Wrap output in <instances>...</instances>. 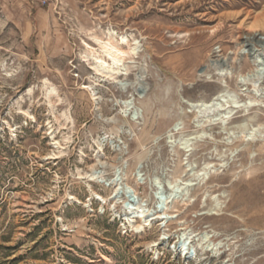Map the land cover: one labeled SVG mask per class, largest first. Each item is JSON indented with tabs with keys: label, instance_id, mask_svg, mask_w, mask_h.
I'll return each instance as SVG.
<instances>
[{
	"label": "rangeland",
	"instance_id": "rangeland-1",
	"mask_svg": "<svg viewBox=\"0 0 264 264\" xmlns=\"http://www.w3.org/2000/svg\"><path fill=\"white\" fill-rule=\"evenodd\" d=\"M260 32L264 0H0V264H264Z\"/></svg>",
	"mask_w": 264,
	"mask_h": 264
},
{
	"label": "bare ground",
	"instance_id": "bare-ground-1",
	"mask_svg": "<svg viewBox=\"0 0 264 264\" xmlns=\"http://www.w3.org/2000/svg\"><path fill=\"white\" fill-rule=\"evenodd\" d=\"M250 35L254 36L253 33H250V32L246 33L247 37H251ZM257 37H258L259 41L264 40V32H260ZM94 39L96 40V42L99 44L100 48L102 49V53H103L104 58H105L104 60L100 59L99 61L96 62L95 70L97 72L101 73V75L104 78H106V79L117 78L118 76L125 75L127 73L128 67L124 66L123 62L128 56L136 54V51H137V44L136 43L137 42L131 43L130 42L131 40L126 35H120V36L117 37L116 32L114 30H112V29H108L107 30V32H106V40H102V39L97 38V37H94ZM91 51H94V50L91 48ZM256 66H257L256 70L254 71V73H252L250 75L253 78L256 77L260 73L259 69H261V67L258 64ZM245 77H246L245 75L244 76L240 75L238 83L241 84V85H244L245 81H246ZM258 87H255V88H258ZM50 90L53 91L54 88H52ZM218 97H223L224 99H226L225 101L232 102L234 104L233 108L240 107V105L238 104L237 96L235 95V93H233L231 90H229V89H227L225 87L220 89L210 99H208V100H205V99L198 100L196 102V104L199 105L200 107H203V108L212 109V108H215V107L219 106L220 103H218L216 101V99H218ZM253 104L254 103H252V101L250 100L248 102V104H246V106L249 107V106H252ZM231 114H232V109L224 111V114L222 115V120L223 121L221 120L223 124L227 121V119L230 117ZM218 115H220V114L218 113ZM236 128H239V129L245 131V135H246V138L248 140H250L252 138L254 139L256 128H254L253 126H249L246 121H243V119L240 120V122L238 123ZM191 135L192 134H189V135H187L186 137L183 138L182 144H183V147L186 148V149L191 144L190 140L193 139V136H191ZM54 144L57 145L58 142H55ZM155 182L158 183V178H155ZM167 184L171 188L172 191H177V190L182 188V187H180V184L178 183V180H169L167 182ZM168 197L170 198L171 195L168 196ZM155 198L158 200L160 197L156 196ZM213 201H214L213 202L214 205H213L212 210L213 209H218L219 202L217 201L216 198H214ZM166 202H168V201L166 200ZM141 208L142 207L139 206L140 210H137L136 214L134 215L136 218H139V223L133 227V228H135L137 230V232L142 231L145 226L150 225L152 223V220L161 218L160 215H154L153 216V214H145L144 213L145 210L141 209ZM157 212L158 211H156L155 213H157ZM134 216H132V217H134ZM188 234L189 233H187V232H183L182 233V237H187ZM210 237L211 236L207 232L203 233L204 241H208ZM210 244H213V243L209 242L208 245H210ZM206 247H208V246H206ZM182 252H184V251H182Z\"/></svg>",
	"mask_w": 264,
	"mask_h": 264
}]
</instances>
